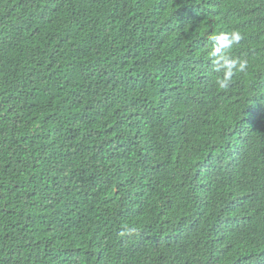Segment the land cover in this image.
Masks as SVG:
<instances>
[{
    "label": "trees",
    "instance_id": "obj_1",
    "mask_svg": "<svg viewBox=\"0 0 264 264\" xmlns=\"http://www.w3.org/2000/svg\"><path fill=\"white\" fill-rule=\"evenodd\" d=\"M0 264H264V0H0Z\"/></svg>",
    "mask_w": 264,
    "mask_h": 264
},
{
    "label": "clouds",
    "instance_id": "obj_2",
    "mask_svg": "<svg viewBox=\"0 0 264 264\" xmlns=\"http://www.w3.org/2000/svg\"><path fill=\"white\" fill-rule=\"evenodd\" d=\"M185 6L177 8L175 12L182 10ZM230 36V38H229ZM213 41L217 42V46L212 50V56L217 58V63L223 60L222 67L225 69L224 76L222 79H217V84L220 89H227L230 86L232 76L236 71L243 72L247 67V60L242 58H232L227 53L221 54V49L237 44L242 39L240 32L232 31L229 33H218L211 37Z\"/></svg>",
    "mask_w": 264,
    "mask_h": 264
}]
</instances>
